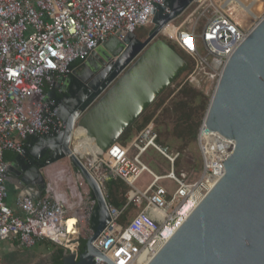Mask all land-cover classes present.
<instances>
[{
    "label": "built area",
    "instance_id": "built-area-1",
    "mask_svg": "<svg viewBox=\"0 0 264 264\" xmlns=\"http://www.w3.org/2000/svg\"><path fill=\"white\" fill-rule=\"evenodd\" d=\"M164 1L0 0V245L6 241L27 249L47 242L77 260L80 230L89 229L96 206L89 190L79 194V208L69 217L66 201L48 186L38 200L17 197L16 213L6 205L9 164L5 154L26 158L28 151L42 150L41 139L58 136L64 126L56 96L63 92L64 80L110 39L122 42L126 36H134L137 29L152 26L158 12L152 3L163 8L162 17L169 15L162 5ZM193 2L198 3L196 9L174 25L173 21ZM224 2L216 6L213 0H192L159 31L158 36L190 59L192 71L185 75L182 85L198 86L196 75L203 69L206 78L216 83L249 34L250 30H243L229 17V6L236 5L234 1ZM201 9L198 19L185 31L186 24ZM200 19L205 23L196 35ZM157 140L156 132L148 125L124 146L117 142L105 153L89 150L77 154L106 204L110 222L92 246L111 264H148L222 179L223 164L234 148L232 141L210 133L202 120L195 139L200 177L187 184L189 174L176 168L180 153ZM149 149L169 164V174L156 176L141 163L139 158ZM132 150L136 154L129 159ZM74 172L78 186H86L80 173ZM142 173H147L152 182L140 192L134 184ZM109 181L122 182L130 189L121 209L107 203L104 185ZM161 181H172L174 190L169 193L158 186ZM69 220L74 223L68 227ZM98 264L107 263L102 260Z\"/></svg>",
    "mask_w": 264,
    "mask_h": 264
},
{
    "label": "water",
    "instance_id": "water-1",
    "mask_svg": "<svg viewBox=\"0 0 264 264\" xmlns=\"http://www.w3.org/2000/svg\"><path fill=\"white\" fill-rule=\"evenodd\" d=\"M191 1L165 0L162 5L170 13L164 17L163 8L152 3L158 12L144 41L129 35L98 48L64 80L62 91L71 93L74 101L59 111L64 126L59 135L41 139L40 149L52 153L51 160L27 164L33 159L32 149L7 167L21 196L33 200L46 189L44 166L67 158L80 173L96 202L91 236L77 261L63 255V264H111L92 246L110 219L100 189L71 147L75 132H84L105 153L181 76L186 62L157 37ZM203 121L210 133L234 143L223 164L224 176L148 264H264V18L226 64Z\"/></svg>",
    "mask_w": 264,
    "mask_h": 264
},
{
    "label": "rangeland",
    "instance_id": "rangeland-1",
    "mask_svg": "<svg viewBox=\"0 0 264 264\" xmlns=\"http://www.w3.org/2000/svg\"><path fill=\"white\" fill-rule=\"evenodd\" d=\"M230 1L231 0H225L224 4L226 5ZM232 1H234L236 5L229 6V9H230L229 17L232 19L233 23L243 28V30H247V29L251 30L261 20V18L264 17V0H232ZM213 2L216 6H219L223 2V0H213ZM197 4H198L197 2H193L192 4H190L186 8V10L181 14V16H179L177 19L173 21V24L178 25L179 23H181L187 16H189V14L193 10L196 9ZM203 9L198 11L194 15V17L186 24L184 28L185 31H188L192 27L193 23L198 19ZM204 23L205 21L203 19H200L198 21L197 25L195 26L196 35H199L201 33ZM147 31L148 30L146 29L138 30L137 33L140 36V38H142L141 41L145 40L144 37L145 35L148 34ZM157 38L160 39L161 41H163L162 39H165L161 35H159ZM170 44L175 47L173 43L170 42ZM199 53L202 55V57H204L205 54L201 48H199ZM206 61L210 63L209 58H206ZM184 77H185V74L184 75L182 74L180 76L178 80L180 84H182ZM205 78H206L205 69L200 70L198 75H196V79L200 84H204ZM214 84L208 96V104L211 98ZM175 86L177 85L172 84L166 90L169 89L171 91L172 89L175 88ZM170 99L171 97L168 98L166 103ZM159 112L160 110L157 111L156 116L152 119L151 122H153V124L156 122V120H158L157 117H159ZM142 116L136 121V124L132 126L133 128L131 127L133 131H136V126L142 123L143 118L145 117V116L143 117ZM151 126L153 127L154 130H156L155 125H151ZM168 129L171 130V126H168ZM76 142H77L76 140H72V145H71L72 148H74V146L76 145ZM165 145L168 146L171 150L177 151L180 153L181 157L176 164V168L180 173L189 174V177L185 180V183L192 184L195 181H197L200 177L201 161H200V155H199V152L197 150L195 143L190 144L186 147H182V144L179 141L169 137L167 141H165ZM135 154H136V151L132 150L129 153L128 158L132 159V157ZM139 159L141 163L145 165L147 169L151 171L153 174H155L156 176H165L169 174L170 172L169 164L161 156H159L157 153H155L151 149H149ZM74 173L75 172L71 167L70 161L67 158L59 162H55L51 165L44 166L41 169V176L44 179V184L45 186H49L52 189L53 193H57L61 191L67 194L68 192L67 185L71 186L70 188H74L77 192L82 191L83 193H87L88 188L86 186H80V187L78 186L74 178ZM151 182H152V178L147 173H142L137 179V181L135 182L134 186L137 190H139L140 192H143L150 185ZM158 186L164 188L169 193L172 192L175 188V184L172 181H161L158 183ZM68 198H69L68 201L70 203L71 209L76 211L79 208L78 200L73 199V198L71 199L70 197ZM12 200H13L12 187H9L7 203L9 204V202ZM73 210H71L70 213H73L72 212ZM89 235H90V232L88 228L82 229L80 230L79 240L81 238L87 239ZM3 248H7V252H4ZM47 255H51L52 257L53 252H52L51 245H46L45 242H39L34 247L27 248V249L21 248V247L17 248L14 244L12 245V243H9L6 241L2 242L0 246L1 264H37V263L46 264V263H49V261L47 262L44 258V256H47Z\"/></svg>",
    "mask_w": 264,
    "mask_h": 264
},
{
    "label": "trees",
    "instance_id": "trees-1",
    "mask_svg": "<svg viewBox=\"0 0 264 264\" xmlns=\"http://www.w3.org/2000/svg\"><path fill=\"white\" fill-rule=\"evenodd\" d=\"M139 29H146L149 33L152 29V26ZM139 29L135 31L134 37L136 40L141 41L142 38H140L137 33ZM147 35H145V39ZM162 40L182 60L186 62L187 67L182 74L187 75L188 73H190L192 71V64L190 62V59L176 46H172L169 41H167L166 39ZM179 78H177L173 83V85H177L174 89H172L171 91L168 89L163 92V94L149 107V109L143 115L145 117L143 118L142 123L136 126V131L132 130L133 127L130 128L121 137V139L118 141V144L124 146L134 134L148 125L156 126V130L154 131L157 134V143L160 145H165V141H167L169 137L179 141L182 144V147H186L190 144L195 143L196 134L208 107V96L210 91L212 90L214 82L205 78L204 84L199 83L198 86L193 83L182 85L180 84V82H178ZM170 97L171 99L166 103V101ZM59 99L60 96L57 95L56 100L58 101ZM159 110V117H157L158 120H156V122L153 124V122L151 121L156 116V113ZM168 126H171V130L168 129ZM4 158L5 161H13L15 159V156L11 153H6ZM104 189L107 197V203L109 205L116 209H121L124 207V205L126 204V195L130 191V189L126 185L119 181H109L105 183ZM44 195L45 194L43 193L42 197ZM130 210L131 208H128L127 211L129 212ZM125 215L121 218L122 223L125 221ZM45 243L46 245H51L53 252L51 260L46 264H63L64 251L54 244L47 242ZM85 244L86 239L81 238L79 240V246L77 249V259L84 252Z\"/></svg>",
    "mask_w": 264,
    "mask_h": 264
},
{
    "label": "crops",
    "instance_id": "crops-1",
    "mask_svg": "<svg viewBox=\"0 0 264 264\" xmlns=\"http://www.w3.org/2000/svg\"><path fill=\"white\" fill-rule=\"evenodd\" d=\"M14 161H15V159L13 161H6V162H8V164H10V163L12 164V162H14ZM30 161H32V162H30ZM33 162H34L33 159H31V160L27 161V164H32ZM18 170L19 169L17 168V171ZM9 187H12L13 200L10 201L9 204L6 201V205H8L9 208H11L12 210H14L17 213L14 203H15L16 198L21 196L22 189H21L20 185L16 182L15 178L14 177H10V176H8V178H7V189ZM67 187H68V192L66 194V193L61 192V191H59L57 193H53L52 189L48 186V188L51 190V192L53 194L59 195L61 198H63L66 201V204H67L66 205V207H67L66 211H67V215H68L67 217H69L71 215L70 211L73 210V209H71L70 203L68 201L69 200L68 197H70L71 199L73 198V199H77L78 200L79 194H81L83 192L82 191L77 192L74 188H70L71 186H69V185H67ZM41 196H42V194H41ZM72 212H75V211L73 210ZM72 222L74 223V220H72ZM73 223H71V224H73ZM9 243H11V242H9ZM12 245H13V243H12ZM3 249H4V252H7V248H3ZM44 258L48 262V261L51 260V255L44 256Z\"/></svg>",
    "mask_w": 264,
    "mask_h": 264
},
{
    "label": "flooded vegetation",
    "instance_id": "flooded-vegetation-1",
    "mask_svg": "<svg viewBox=\"0 0 264 264\" xmlns=\"http://www.w3.org/2000/svg\"><path fill=\"white\" fill-rule=\"evenodd\" d=\"M59 96H60V99L58 100V106H59V111L61 114L62 111L66 109V105H68L70 101L73 102L74 99L73 98L71 99V93L69 94L66 92H62ZM72 97H75V96H72ZM32 156H33V161L36 160L38 164L45 165L47 162L51 160L53 154L49 153L48 151L42 150L40 152L33 151Z\"/></svg>",
    "mask_w": 264,
    "mask_h": 264
},
{
    "label": "bare ground",
    "instance_id": "bare-ground-1",
    "mask_svg": "<svg viewBox=\"0 0 264 264\" xmlns=\"http://www.w3.org/2000/svg\"><path fill=\"white\" fill-rule=\"evenodd\" d=\"M249 34H250V32H249ZM247 37H248V35L246 36V38ZM79 138H82V139H79ZM75 140L77 142H76V145L74 146L73 149H74L76 155L78 153H80L81 151H89L90 150V151L94 152V151L98 150L96 148L94 142L92 140L86 138L85 135H84V132H82L81 130H76V132H75ZM71 223H73L72 220H69L68 221V227L71 225Z\"/></svg>",
    "mask_w": 264,
    "mask_h": 264
}]
</instances>
